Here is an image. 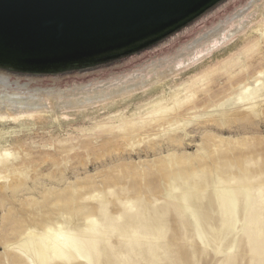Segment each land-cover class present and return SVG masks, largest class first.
Returning <instances> with one entry per match:
<instances>
[{"label":"rangeland","instance_id":"rangeland-1","mask_svg":"<svg viewBox=\"0 0 264 264\" xmlns=\"http://www.w3.org/2000/svg\"><path fill=\"white\" fill-rule=\"evenodd\" d=\"M67 94L30 100L95 98L0 113V264L11 223L55 195L66 232L95 220L94 264H264V0L131 80Z\"/></svg>","mask_w":264,"mask_h":264},{"label":"water","instance_id":"water-1","mask_svg":"<svg viewBox=\"0 0 264 264\" xmlns=\"http://www.w3.org/2000/svg\"><path fill=\"white\" fill-rule=\"evenodd\" d=\"M257 0H0V102L131 80Z\"/></svg>","mask_w":264,"mask_h":264},{"label":"bare ground","instance_id":"bare-ground-1","mask_svg":"<svg viewBox=\"0 0 264 264\" xmlns=\"http://www.w3.org/2000/svg\"><path fill=\"white\" fill-rule=\"evenodd\" d=\"M158 76H161V74ZM156 78L157 77L152 80ZM144 82L141 81L131 85L127 84L124 87L112 91V93L121 94L127 92L136 86L142 85ZM247 90H250V87L244 88V92ZM92 98L95 97H82L79 99L69 98V100L65 99L67 101L60 100L61 102L53 98L46 99L45 102L43 99L41 100L39 98L35 100V102H32L30 99L0 102V113L13 112L15 110L27 111L32 109L54 111L72 106L82 108L90 104ZM5 155H9V152L5 151ZM243 184L244 183H242V186ZM60 198L59 195H55L52 199H48V204L51 205L49 208L45 207L46 205L44 202V207L42 206L41 208L40 206L39 208L37 207L38 210L34 209L35 211L41 210V213L35 212V214L31 210L32 215H27L25 211L27 215L26 218L21 217L23 219L20 218L16 220V222H12V227L7 224L10 226L11 230L9 227L8 230L11 232L9 233L8 231L6 233L4 230L6 234L2 239V245L5 250V264H49V262H54L53 264H68L77 258H83L85 260V262L81 264H94L97 255L93 256V252L97 249L99 238L97 232L94 230L95 220L90 219L88 216L84 217L85 226L82 228L84 230L82 236L66 232L59 218L61 213H71V207L64 206L65 210H63L60 205ZM195 198V194L191 193V191H187L183 196L186 203H189ZM228 207L232 209L229 202ZM8 223L10 222L8 221Z\"/></svg>","mask_w":264,"mask_h":264}]
</instances>
